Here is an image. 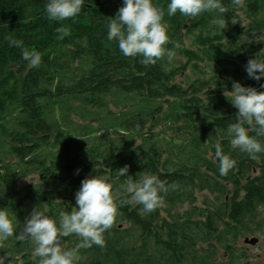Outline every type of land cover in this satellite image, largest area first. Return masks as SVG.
I'll return each mask as SVG.
<instances>
[{
    "label": "trees",
    "instance_id": "trees-1",
    "mask_svg": "<svg viewBox=\"0 0 264 264\" xmlns=\"http://www.w3.org/2000/svg\"><path fill=\"white\" fill-rule=\"evenodd\" d=\"M47 2L0 0V208L21 226L36 207L57 218L75 206L84 179L104 177L118 206L104 247H80L75 235L61 238L62 247L78 248L79 264H179L196 244L216 240L202 251L216 256L226 236L255 233L252 225L264 214V154L250 159L231 147L226 129L238 110L224 93L234 82L264 91V80L245 72L249 59L264 57V0H222L225 13L196 18L165 15L173 62L165 55L147 67L107 40V24L123 0H84L77 17L59 22L47 18ZM154 2L166 9L168 0ZM65 28L67 37L59 31ZM9 36L38 51L40 66L28 67ZM103 113L105 123L93 128ZM156 114L146 138L143 127ZM159 123L174 131L168 146L154 132ZM101 133L105 142L86 147ZM137 139L140 145L133 144ZM217 143L235 161L223 176ZM124 167L128 173L120 176ZM145 174L171 186L152 213L126 202L123 190L128 177L136 182ZM34 176L39 184L23 186ZM197 216L206 219L194 222ZM34 247L14 235L0 241V257L5 264H40Z\"/></svg>",
    "mask_w": 264,
    "mask_h": 264
},
{
    "label": "clouds",
    "instance_id": "clouds-1",
    "mask_svg": "<svg viewBox=\"0 0 264 264\" xmlns=\"http://www.w3.org/2000/svg\"><path fill=\"white\" fill-rule=\"evenodd\" d=\"M239 5L240 0H231ZM84 0H48L45 14L49 20L64 21L77 17L83 7ZM222 0H168L166 9L156 5L154 0H123L116 16L107 24V40L115 41L120 53L125 57H141L144 66L155 65L165 55L167 62L172 63L175 53L166 49L169 40L167 27L162 21L168 17L179 15L196 18L204 13H225ZM218 28L223 29L225 21H218ZM64 37L68 30H59ZM9 47L21 50L23 61L30 68L41 64V54L30 51L24 42L15 37H8ZM249 79L260 82L264 80V57L258 55L249 59L245 65ZM264 89V83L260 84ZM231 105L238 111L236 122L227 126V136L233 149L256 159L264 154V91L254 87L243 86L239 82L232 84V90L224 93ZM218 171L221 176L231 170L235 161L224 154L219 143L214 146ZM128 168L119 169L120 176H126ZM169 187L160 182L155 175L145 174L142 179L128 183L123 190L129 195L128 203L142 206V211L152 213L164 203L163 195ZM118 206L113 197L112 184L102 176H91L81 182L75 193V206L71 211H61L53 218L38 207L34 208L25 219L23 225L14 223V217L6 208H0V241H6L15 235L16 240H28L34 244L33 253L40 264H79L78 248H64L61 238L75 235L80 247L93 245L104 247V234L113 227ZM0 264L5 259L0 257Z\"/></svg>",
    "mask_w": 264,
    "mask_h": 264
},
{
    "label": "flooded vegetation",
    "instance_id": "flooded-vegetation-1",
    "mask_svg": "<svg viewBox=\"0 0 264 264\" xmlns=\"http://www.w3.org/2000/svg\"><path fill=\"white\" fill-rule=\"evenodd\" d=\"M206 217L197 216L195 217L194 222L204 220ZM259 223L253 224L252 228L255 233L250 235L246 234H236L233 237L226 236V245L222 249L220 248L216 256H211L204 254L203 249H208V245L216 244V240L213 242H208V245L200 247L198 244L194 246V249L188 251L185 255V258L179 264H199L200 258L208 261V264H264V253L262 254H253L252 251L257 250L260 244V239L255 238L254 235L264 234V214L257 217ZM237 225L231 223L229 227H236ZM247 239H258V243L250 244L247 243ZM221 254L223 255V261L220 262ZM207 258V259H206ZM255 258V259H254Z\"/></svg>",
    "mask_w": 264,
    "mask_h": 264
},
{
    "label": "rangeland",
    "instance_id": "rangeland-1",
    "mask_svg": "<svg viewBox=\"0 0 264 264\" xmlns=\"http://www.w3.org/2000/svg\"><path fill=\"white\" fill-rule=\"evenodd\" d=\"M108 101L114 102L115 99L114 98H109ZM109 109L111 111H113L114 113H117V109L113 106L112 103L109 104ZM164 109L165 110L167 109L166 105L164 106ZM158 115L159 114H156L155 115V119L153 121H149L147 123V125H145L143 127V131H144V134H145L146 138H147V136H149L148 134L150 133L148 130H150L152 123L156 121V119L158 118ZM105 117H106V113H103V114H100V115L96 116L95 120L93 122H91L90 125L93 126V128H95V129L100 128L101 125L105 123ZM72 118L77 124H80V125L84 124L82 121H80V119L74 118V117H72ZM169 128H171V127L166 126L164 123H159L158 126L154 129L155 133H161L162 137H164V136L167 137V141L160 144L162 146H168L169 137H171L174 134V131L172 129H169ZM97 136H98L97 140H92L90 138L88 140L89 142L87 141V146L86 147H91L93 145L105 142L106 137L104 135H102V133L100 135H97ZM112 137L115 138L116 136H112ZM140 141H141L140 139H137L133 144L140 145ZM30 183L39 184L38 177H36V176L29 177L26 181H24L23 186L28 185ZM200 196H198V198H200ZM254 237L260 239L261 241H260V244L258 246V249L252 251L253 254H262V253H264V234H262V235H254ZM222 257H223V255L221 254L220 262L223 261Z\"/></svg>",
    "mask_w": 264,
    "mask_h": 264
},
{
    "label": "water",
    "instance_id": "water-1",
    "mask_svg": "<svg viewBox=\"0 0 264 264\" xmlns=\"http://www.w3.org/2000/svg\"><path fill=\"white\" fill-rule=\"evenodd\" d=\"M246 242L250 243V244H256V243H258V239H251V240L247 239Z\"/></svg>",
    "mask_w": 264,
    "mask_h": 264
},
{
    "label": "bare ground",
    "instance_id": "bare-ground-1",
    "mask_svg": "<svg viewBox=\"0 0 264 264\" xmlns=\"http://www.w3.org/2000/svg\"><path fill=\"white\" fill-rule=\"evenodd\" d=\"M255 259V258H254Z\"/></svg>",
    "mask_w": 264,
    "mask_h": 264
}]
</instances>
